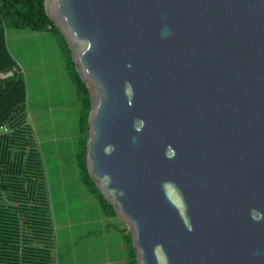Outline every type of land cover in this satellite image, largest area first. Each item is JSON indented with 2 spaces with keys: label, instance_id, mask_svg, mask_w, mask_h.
<instances>
[{
  "label": "water",
  "instance_id": "1",
  "mask_svg": "<svg viewBox=\"0 0 264 264\" xmlns=\"http://www.w3.org/2000/svg\"><path fill=\"white\" fill-rule=\"evenodd\" d=\"M43 6L87 87V173L135 264H264V0Z\"/></svg>",
  "mask_w": 264,
  "mask_h": 264
},
{
  "label": "rangeland",
  "instance_id": "2",
  "mask_svg": "<svg viewBox=\"0 0 264 264\" xmlns=\"http://www.w3.org/2000/svg\"><path fill=\"white\" fill-rule=\"evenodd\" d=\"M5 35L24 78L27 121L44 167L55 264H127L129 230L86 173L89 97L79 92L71 55L48 29L7 25Z\"/></svg>",
  "mask_w": 264,
  "mask_h": 264
},
{
  "label": "trees",
  "instance_id": "3",
  "mask_svg": "<svg viewBox=\"0 0 264 264\" xmlns=\"http://www.w3.org/2000/svg\"><path fill=\"white\" fill-rule=\"evenodd\" d=\"M7 25L51 30L68 55L70 50L47 16L43 0H0V73L4 74L0 77V264H55L44 167L27 121L24 78L6 44ZM75 74L79 92L88 95ZM127 264H135L133 248Z\"/></svg>",
  "mask_w": 264,
  "mask_h": 264
},
{
  "label": "built area",
  "instance_id": "4",
  "mask_svg": "<svg viewBox=\"0 0 264 264\" xmlns=\"http://www.w3.org/2000/svg\"><path fill=\"white\" fill-rule=\"evenodd\" d=\"M4 74L3 73H0V76L2 77ZM1 129H4V130H6V128L5 127H2Z\"/></svg>",
  "mask_w": 264,
  "mask_h": 264
}]
</instances>
